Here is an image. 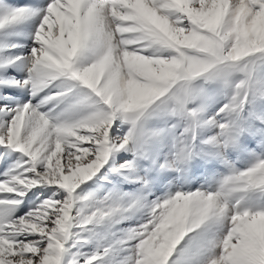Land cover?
<instances>
[{
	"label": "rangeland",
	"instance_id": "1",
	"mask_svg": "<svg viewBox=\"0 0 264 264\" xmlns=\"http://www.w3.org/2000/svg\"><path fill=\"white\" fill-rule=\"evenodd\" d=\"M245 1L249 7L250 1L253 3L251 22H245L241 14L245 4H242L229 10L222 25L208 28L188 16L184 5L176 0H156L158 22L149 18L146 9L152 7H146L145 0H124L144 12V23L120 21L133 31L119 39L113 37L116 43L108 42L105 33L110 29L107 28L105 33L84 43L74 58L76 67L80 68L90 66L108 47L114 51L121 47L128 35L131 39L146 37L136 44L140 51L121 57L113 69L114 79L122 82L119 112L139 114L136 131L143 142V154H138L139 150L129 140L125 148L113 151L116 156L106 162L96 177L82 182L73 191V221L62 264L71 261L83 264L90 255L97 251L104 253L105 249L107 253L93 264H124L125 261L132 264L129 258L133 249L127 241L118 240L125 233L117 229L143 223L152 201L177 191L216 193L229 208L264 209V187L234 192L224 188L227 177L264 159V0ZM161 4L171 10L165 11ZM164 18L175 27L186 29L188 39L176 42ZM37 73L38 69L33 67L22 77V82L29 80L30 83L17 87L14 108L29 99L35 106L46 93L61 91L66 85H75L68 93L74 104L69 112L59 116L62 122L81 120L103 103L87 86L64 76L54 82L60 87L50 84L33 96L31 81L38 79ZM127 77L149 83L152 93L140 87L132 90ZM51 107V103H44L39 111L47 112ZM63 107L61 104L60 108ZM58 113L56 109L49 114L53 126ZM115 121L123 136L132 127L122 114ZM124 161L130 162V167L119 168ZM31 166L29 157L6 146L0 159V181L9 180L12 175L28 174L25 169ZM36 167L42 169L43 164ZM114 168L117 170L113 171ZM105 175L107 179H102ZM62 191L65 189L59 185L34 186L24 196L17 197L20 203L15 206L14 217L25 215L53 194L60 200ZM134 200L144 206L115 213L100 222L88 219L105 204L126 206ZM226 228L225 219L210 218L187 234L185 243L188 237L199 232L220 234ZM22 238L37 239L35 234H24ZM176 254L179 255V249Z\"/></svg>",
	"mask_w": 264,
	"mask_h": 264
},
{
	"label": "snow or ice",
	"instance_id": "2",
	"mask_svg": "<svg viewBox=\"0 0 264 264\" xmlns=\"http://www.w3.org/2000/svg\"><path fill=\"white\" fill-rule=\"evenodd\" d=\"M155 4L156 0H145V6L152 7L153 11L157 10ZM160 7L171 10L164 4ZM30 14L27 6L8 5L6 0H0V26ZM122 20L143 24L146 17L140 8L124 0H51L48 4L35 34L39 47L31 51L32 64L39 73L38 79L31 81L33 96L50 84L60 87L54 82L64 76L87 86L103 103L81 120L62 122L59 116H64L74 104L68 93L75 85H66L61 91L46 93L35 106L31 99L17 104L14 109L8 104L0 105V110L14 113L0 126V145L24 153L32 162V166L25 169L28 174L12 175L9 180L0 181V264H62L65 241L73 221V191L101 168L110 153L125 148L129 140L139 150L138 154H143V142L136 131L139 114L116 112L112 118L115 109L122 106V82L114 79L113 69L121 57L140 51L136 44L146 37L131 39L128 35L121 47L115 51L108 47L94 63L82 69L76 67L74 61L84 43L105 33L106 28L110 29L105 33L109 40L132 32V28L120 23ZM129 45L134 47H126ZM29 83V80L21 82L9 78L0 71V87ZM5 98L0 96V100ZM44 103L52 104L47 112L39 111ZM56 109H59L58 119L53 126L49 114ZM121 114L132 127L114 142L110 132ZM40 163L42 169L36 167ZM126 167H130V162L119 165V168ZM101 178L107 179V176ZM40 184L59 185L67 190V195L57 200L53 194L25 215L14 217L15 206L20 203L17 197ZM257 187H264V159L224 181V188L229 192ZM143 206L137 200L126 206L105 204L88 219L100 222L115 213ZM210 218L225 219L226 231L211 234L205 230L188 237L185 243L187 234ZM117 231L125 233L118 240L127 241L133 249L129 258L132 264H264V209L229 208L216 193L177 191L167 198L152 201L143 223ZM24 234H35L38 238H22ZM178 249L179 255L176 254ZM107 251L95 252L83 264H93Z\"/></svg>",
	"mask_w": 264,
	"mask_h": 264
},
{
	"label": "bare ground",
	"instance_id": "3",
	"mask_svg": "<svg viewBox=\"0 0 264 264\" xmlns=\"http://www.w3.org/2000/svg\"><path fill=\"white\" fill-rule=\"evenodd\" d=\"M6 2L8 5L27 6L31 9L30 15L14 22L5 23L4 25L8 24L9 26L5 27L2 25L3 28L0 29V71H3L7 77L15 78L16 80L22 82L24 74L34 67L32 64L31 54L29 53V55L27 53L31 52L33 47H39V43L35 40V34L39 30V26L42 23L43 16L47 13V6L51 3V0H6ZM176 2L184 5L186 13L189 14L188 16H191L195 22L208 28L216 25H222L229 10H231V8L233 9L237 5L241 6L242 4H245V8H243L244 11L241 13L244 15L245 22H251L253 20L252 15L254 13L250 9L253 5L252 1H250V7L249 2L245 0H176ZM169 4L173 5L171 2ZM146 11L151 20L156 22L159 21L158 17L160 14L158 10L153 11V8H149L148 10L146 9ZM164 20L169 23V34L175 39V41L183 40L184 42V40L188 39L189 35L186 33V29L177 28L172 22L165 18ZM102 42H104V40ZM108 42L116 43V40L112 39ZM9 61L14 62L8 63ZM128 79L130 78L127 77L126 80L128 81ZM135 80L132 78L129 80L132 90H137L140 87L145 91L152 93V87L149 83L145 81L139 82L138 79ZM17 87L18 86L0 87V96H6L5 99L0 100V105L8 104L10 108L14 109V105L17 103L14 99V94L18 91ZM128 100L126 101L127 103ZM116 112H119L118 107L113 112L114 115ZM13 114L14 113L11 111L0 110V126H3L5 121L10 120ZM112 129L113 131L110 132V139L114 142H118L116 141V138L123 137V134L121 133L120 126L116 125V121H114ZM5 147L6 146L4 145H0V159L2 158ZM113 156L115 157L116 155L113 154V152L110 153L108 160L113 158ZM106 162L88 180L96 177L102 171ZM66 195L67 190L65 189V191H62L61 193L60 200ZM35 237L37 236L35 235Z\"/></svg>",
	"mask_w": 264,
	"mask_h": 264
}]
</instances>
